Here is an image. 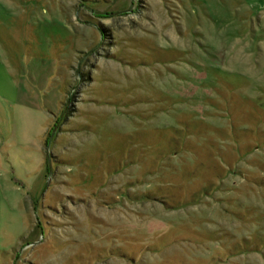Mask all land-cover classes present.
Here are the masks:
<instances>
[{
  "label": "rangeland",
  "instance_id": "1",
  "mask_svg": "<svg viewBox=\"0 0 264 264\" xmlns=\"http://www.w3.org/2000/svg\"><path fill=\"white\" fill-rule=\"evenodd\" d=\"M0 264H264L255 2L0 0Z\"/></svg>",
  "mask_w": 264,
  "mask_h": 264
},
{
  "label": "crops",
  "instance_id": "2",
  "mask_svg": "<svg viewBox=\"0 0 264 264\" xmlns=\"http://www.w3.org/2000/svg\"><path fill=\"white\" fill-rule=\"evenodd\" d=\"M251 1L255 2V4L259 6L260 15L261 17L264 18V0H251Z\"/></svg>",
  "mask_w": 264,
  "mask_h": 264
},
{
  "label": "water",
  "instance_id": "3",
  "mask_svg": "<svg viewBox=\"0 0 264 264\" xmlns=\"http://www.w3.org/2000/svg\"><path fill=\"white\" fill-rule=\"evenodd\" d=\"M55 132H56V130L53 131V134H52V136H51V139L53 138Z\"/></svg>",
  "mask_w": 264,
  "mask_h": 264
}]
</instances>
